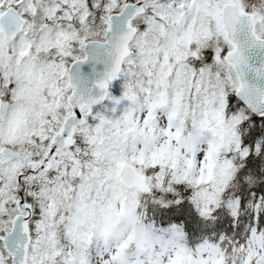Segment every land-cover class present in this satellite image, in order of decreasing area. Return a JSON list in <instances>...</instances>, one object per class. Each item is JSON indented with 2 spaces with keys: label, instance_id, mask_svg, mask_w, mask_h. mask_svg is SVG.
Returning <instances> with one entry per match:
<instances>
[{
  "label": "snow or ice",
  "instance_id": "6c2138e0",
  "mask_svg": "<svg viewBox=\"0 0 264 264\" xmlns=\"http://www.w3.org/2000/svg\"><path fill=\"white\" fill-rule=\"evenodd\" d=\"M0 264H264V0H0Z\"/></svg>",
  "mask_w": 264,
  "mask_h": 264
}]
</instances>
